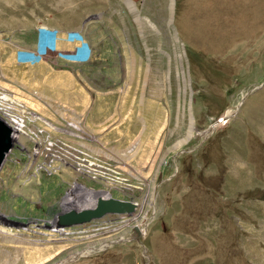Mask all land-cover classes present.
Returning a JSON list of instances; mask_svg holds the SVG:
<instances>
[{
  "label": "rangeland",
  "instance_id": "374dc122",
  "mask_svg": "<svg viewBox=\"0 0 264 264\" xmlns=\"http://www.w3.org/2000/svg\"><path fill=\"white\" fill-rule=\"evenodd\" d=\"M0 99V264H264V0H0Z\"/></svg>",
  "mask_w": 264,
  "mask_h": 264
},
{
  "label": "water",
  "instance_id": "95a60500",
  "mask_svg": "<svg viewBox=\"0 0 264 264\" xmlns=\"http://www.w3.org/2000/svg\"><path fill=\"white\" fill-rule=\"evenodd\" d=\"M228 117L220 118L217 124L226 121ZM215 130V126H214ZM15 143V135L10 123L0 117V170L7 158V155L11 151ZM137 204L130 200H121L109 196L104 198L102 195L97 197L94 207H80V209L72 208L56 216L55 225L57 227L78 225L86 222H90L93 219L104 217L106 214H122L132 213L136 210ZM4 218V215L0 214V219ZM135 230L140 234L139 228ZM69 260L59 262L57 264H65Z\"/></svg>",
  "mask_w": 264,
  "mask_h": 264
},
{
  "label": "bare ground",
  "instance_id": "6f19581e",
  "mask_svg": "<svg viewBox=\"0 0 264 264\" xmlns=\"http://www.w3.org/2000/svg\"><path fill=\"white\" fill-rule=\"evenodd\" d=\"M11 102V101H10ZM3 108V107H2ZM13 108V107H12ZM25 112H26V110H25ZM30 114V113H29ZM30 116V115H29ZM13 119V118H12ZM15 120H16V118H14ZM13 119V120H14ZM38 119H40V120H42L46 125H49V126H54V124L50 121V120H48V119H45L44 117H42V116H39V118ZM21 121V123H25L24 121L25 120H20ZM7 122H9V121H7ZM28 123V122H27ZM22 125H24V124H22ZM21 125V126H22ZM27 126V125H26ZM60 126H62V125H60ZM37 127V126H36ZM66 127V126H65ZM67 127H70V126H67ZM71 128V127H70ZM12 129H13V134L15 135V137H16V135L19 133V131H22L23 130V128L21 127V130H18V128L15 126V121L13 122V126H12ZM26 129V128H25ZM29 130V129H28ZM37 130H39V129H37ZM26 131V130H25ZM60 131V130H59ZM65 131V130H64ZM63 131V132H64ZM27 133V132H26ZM68 133V132H67ZM37 134V133H36ZM35 134V135H36ZM40 134V133H39ZM19 135V134H18ZM21 136H22V134H21ZM25 136V135H24ZM28 136V135H27ZM17 137H19V136H17ZM23 137V136H22ZM30 137V136H29ZM19 139V138H18ZM25 139H26V137H25ZM30 139H31V137H30ZM16 140V139H15ZM55 143V142H54ZM52 144V143H51ZM65 144V143H64ZM16 145V144H15ZM55 145V144H54ZM18 147V146H17ZM21 147V146H20ZM27 148V147H26ZM36 148V147H35ZM50 149H52V148H50ZM63 149V148H62ZM96 149V148H95ZM15 150H16V148H15ZM28 150H29V148H28ZM14 151V150H13ZM22 151V150H21ZM21 151H19V152H21ZM99 151V150H98ZM97 151V152H98ZM18 152V153H19ZM29 152V151H28ZM60 152V151H59ZM24 153V152H23ZM30 153V152H29ZM61 153V152H60ZM102 153V152H101ZM11 154V153H10ZM17 154V153H16ZM20 154V153H19ZM28 154V153H27ZM26 154V155H27ZM47 154V153H46ZM98 154H99V152H98ZM11 155H13V154H11ZM30 155V154H29ZM34 155V154H33ZM48 155V154H47ZM9 156V155H8ZM16 156V155H15ZM42 157V156H41ZM69 157V156H68ZM9 158V157H8ZM59 159V158H58ZM61 159V158H60ZM69 159H70V157H69ZM116 159V158H115ZM6 160H8V159H6ZM9 161V160H8ZM90 162V161H89ZM26 163V162H25ZM24 163V164H25ZM75 163V162H74ZM80 163V162H79ZM92 163V162H91ZM32 164V163H31ZM68 164V163H67ZM90 164V163H89ZM5 165V164H4ZM16 164H14V166H15ZM18 165V164H17ZM69 165V164H68ZM84 165V164H83ZM12 166V165H11ZM102 166V165H101ZM18 167V166H17ZM40 167V166H39ZM42 167H44V166H42ZM13 168V167H12ZM41 168V167H40ZM79 168V167H78ZM109 168V167H108ZM17 169V168H16ZM30 169H31V167H30ZM101 169H103V168H101ZM109 169H111V168H109ZM38 171V170H37ZM12 172V171H11ZM32 172V171H31ZM45 172H47V171H45ZM49 172V171H48ZM52 172V171H51ZM62 172V171H61ZM10 173V172H9ZM82 173V172H81ZM21 174V173H20ZM94 174V173H93ZM106 174V173H105ZM31 175V174H30ZM35 175V174H34ZM52 175V174H51ZM59 175V174H58ZM111 175H113V174H111ZM101 176V175H100ZM8 177V176H7ZM49 177H51V176H49ZM48 177V178H49ZM53 177V176H52ZM17 178V177H16ZM22 178V177H21ZM47 178V179H48ZM55 178V177H54ZM60 178V177H59ZM94 178V177H93ZM99 179V178H98ZM1 180V179H0ZM16 180V179H15ZM96 180V179H95ZM116 180V179H115ZM123 180V179H122ZM12 181V180H11ZM59 181V180H58ZM124 181V180H123ZM8 182V181H7ZM108 182V181H107ZM1 183V182H0ZM42 183V182H41ZM125 183V182H124ZM12 184V183H11ZM31 184V183H30ZM33 184V183H32ZM31 184V185H32ZM34 185V184H33ZM56 185V184H55ZM129 185V184H128ZM1 186V185H0ZM83 186V185H82ZM130 186V185H129ZM26 187V186H25ZM28 187V186H27ZM30 187V186H29ZM35 187V186H34ZM40 187V186H39ZM38 187V188H39ZM44 187V186H43ZM53 187V186H52ZM102 188V187H101ZM105 188V187H104ZM94 189V188H93ZM39 191V190H38ZM65 191H67V190H65ZM92 192V191H91ZM44 193V192H43ZM60 193V192H59ZM69 194H68V196L65 198V200H64V204L65 205H67V206H69L65 211H67V210H70V209H72V208H76V209H80V207H85V208H89V207H94V205L96 204V201H97V197H98V195H92V194H90L89 193V191L88 190H84V189H81V190H76V189H72V190H70V192H68ZM52 194V193H51ZM114 194V193H113ZM112 194V195H113ZM121 195H123V194H121ZM102 196L104 197V198H107V197H109L108 195H106V194H102ZM115 196V195H114ZM118 196V195H117ZM120 196V195H119ZM55 197V196H54ZM122 197V196H121ZM116 198V197H115ZM120 198V197H119ZM11 199V198H10ZM50 199H52V198H50ZM121 199V198H120ZM21 201H22V199H21ZM56 201V200H55ZM17 202V201H16ZM44 202V201H43ZM54 202V201H53ZM4 203V202H3ZM33 203V202H32ZM48 203V202H47ZM62 203V202H61ZM6 204V203H5ZM30 204V203H29ZM52 205V204H51ZM1 206H3V204L1 205ZM26 206H28V205H26ZM5 207V206H4ZM30 207V206H29ZM8 208H10V207H8ZM34 208V207H33ZM66 208V207H65ZM30 209V208H29ZM140 209V208H139ZM1 210V209H0ZM142 210V209H141ZM64 211V212H65ZM137 211V210H136ZM143 211V210H142ZM36 212V211H35ZM61 213V212H60ZM59 213V214H60ZM56 214V213H55ZM56 216V215H55ZM33 217V216H32ZM107 218V217H106ZM105 218V219H106ZM114 218V217H113ZM112 218V219H113ZM127 218V217H126ZM14 221V220H13ZM54 221H56V219H54ZM101 221V220H100ZM30 222V221H29ZM129 222V221H128ZM88 223V222H87ZM95 224V223H94ZM123 225V224H122ZM85 226V225H84ZM103 226V225H102ZM116 228V227H115ZM104 230V229H103ZM95 234H96V232H95ZM45 240H47V239H45Z\"/></svg>",
  "mask_w": 264,
  "mask_h": 264
},
{
  "label": "built area",
  "instance_id": "2783aa9c",
  "mask_svg": "<svg viewBox=\"0 0 264 264\" xmlns=\"http://www.w3.org/2000/svg\"><path fill=\"white\" fill-rule=\"evenodd\" d=\"M0 103H1V99H0ZM0 110L2 111V113L4 114L3 115V118L4 119H6V121H9L8 123H10L11 124V126H13V122H14V120L12 119V118H16V121H15V126L19 129L20 127H22L21 125L23 124V123H21V121L20 120H24V118L23 117H19V115H16L15 117L14 116H12V114L11 113H8V109H3L2 107H1V105H0ZM25 125V124H24Z\"/></svg>",
  "mask_w": 264,
  "mask_h": 264
}]
</instances>
